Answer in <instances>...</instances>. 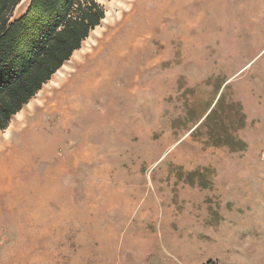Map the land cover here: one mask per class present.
<instances>
[{
    "label": "rangeland",
    "instance_id": "1",
    "mask_svg": "<svg viewBox=\"0 0 264 264\" xmlns=\"http://www.w3.org/2000/svg\"><path fill=\"white\" fill-rule=\"evenodd\" d=\"M96 1L104 35L6 129L0 264H264V135L220 136L210 108L264 70V37L205 39L230 8L264 19V0ZM89 72L102 85L77 91ZM66 94V114L45 112Z\"/></svg>",
    "mask_w": 264,
    "mask_h": 264
},
{
    "label": "trees",
    "instance_id": "2",
    "mask_svg": "<svg viewBox=\"0 0 264 264\" xmlns=\"http://www.w3.org/2000/svg\"><path fill=\"white\" fill-rule=\"evenodd\" d=\"M22 1L0 0V135L105 17L96 0H30L14 17Z\"/></svg>",
    "mask_w": 264,
    "mask_h": 264
},
{
    "label": "crops",
    "instance_id": "3",
    "mask_svg": "<svg viewBox=\"0 0 264 264\" xmlns=\"http://www.w3.org/2000/svg\"><path fill=\"white\" fill-rule=\"evenodd\" d=\"M236 10L238 9L230 8L227 11V17L218 16L213 19L212 27L206 29L205 34L207 36L205 39L230 42L229 46L232 47L231 42L235 40L264 37V19L256 17L255 10L250 9L253 11L250 17L232 14ZM223 11L225 12V10ZM209 35L211 36L209 37ZM222 45L223 43H221L220 48ZM223 67L227 69V66L224 65ZM238 73L239 71L235 72L230 78H234ZM256 77V80L244 86L245 88L236 84V78L225 88L224 85L213 88L210 108L214 106V109H218L212 127L214 130L221 131L220 136L222 134L237 137L264 135V70L258 71ZM221 101L222 106L220 107ZM224 114L228 115L227 123H225ZM230 114L232 115L230 116ZM225 130L230 132L225 133ZM203 163L208 165V162Z\"/></svg>",
    "mask_w": 264,
    "mask_h": 264
},
{
    "label": "bare ground",
    "instance_id": "4",
    "mask_svg": "<svg viewBox=\"0 0 264 264\" xmlns=\"http://www.w3.org/2000/svg\"><path fill=\"white\" fill-rule=\"evenodd\" d=\"M107 15H108V13H107ZM104 21L106 22L107 21V18H104ZM100 27H96L93 31V34H95L96 36H100V35H104V31H100V35H99V29ZM120 35V34H119ZM103 38H105V36H103ZM114 38V37H113ZM112 39V38H111ZM88 41H90V43L91 44H93L94 42V38L92 37V39H91V37H88V40H87V42ZM122 42V41H121ZM130 42H132L131 40H130ZM87 44V43H86ZM124 44V43H123ZM88 45V44H87ZM108 46V45H107ZM89 47H91V45L90 46H88V48ZM84 48V47H83ZM83 48L82 49H80V50H76L75 51V53L73 54L74 56L72 57V59L75 61H79V60H77V59H79V57H81V55L84 53L83 52ZM113 50V49H112ZM94 51V50H93ZM102 53V52H101ZM126 53V52H125ZM126 55V54H125ZM129 55V54H128ZM104 56V55H103ZM111 58H112V52H111ZM105 59H107V58H105ZM91 62V61H90ZM93 63V61L91 62V64ZM106 62H103V64H105ZM107 64H108V62H107ZM105 68V67H104ZM68 70V66L67 65H65L64 64V66L61 68V69H59L58 70V72L56 73V75H58V76H60V79L62 78V74L65 72V71H67ZM93 71H96V70H93ZM84 72V71H83ZM97 72V71H96ZM96 72H92V73H90L89 75H85V76H83L82 78H81V80H82V83H81V85L77 88V91L79 90V92L80 91H85V92H87V91H91V89H98L99 88V86L100 85H102V81L104 80L103 78H97V75L95 74ZM80 73H81V71H80ZM112 74V73H111ZM111 74H110V76H111ZM54 79V78H53ZM54 81H58L57 79H54ZM76 81V79L74 80V82ZM109 81V80H108ZM111 81V80H110ZM53 83V80H50V82H49V84H52ZM72 84V83H71ZM111 86V85H110ZM108 90V89H107ZM110 90V89H109ZM44 93H45V91L43 92V89H41L39 92H38V95L37 96H39V98L38 99H36V100H34V102H32V103H28L27 104V106L29 107H31L32 105L33 106H35V105H38L39 103H40V100L43 98V99H45V95H44ZM91 93V92H90ZM74 94H75V92H74ZM104 94V93H103ZM77 95H73V96H70L69 97V95H61V98L60 99H58V100H56L55 102H53V103H50L49 105H47V106H45V107H47L46 108V110H45V112H52V111H54V112H60V113H62V114H66L68 111V108L71 106V104H73V103H76V102H70L72 99H74L75 97H76ZM93 97V96H92ZM51 98L52 97H49V99H47V102L49 101V100H51ZM80 98V97H79ZM112 98V97H111ZM42 99V100H43ZM46 102V103H47ZM41 103H42V101H41ZM80 103H81V100H80ZM42 105H43V103H42ZM32 109V108H31ZM71 110V109H70ZM22 111V110H21ZM72 111V110H71ZM23 114V113H22ZM21 114V112H19L18 114H17V119H16V125L18 126V125H20V124H22L23 122H24V119H23V115ZM29 114V113H28ZM53 114V113H52ZM12 125V124H11ZM7 130H6V133H5V137H4V139H3V141H0V150H2V149H4V146H7L8 145V143H10L9 142V140H8V136H7ZM58 138V137H57ZM58 140H59V138H58ZM14 148V147H13ZM17 148V147H16ZM50 148H52V145H50V144H47V146L45 147V151H48ZM13 150V149H12ZM11 151V150H10ZM15 152V151H14ZM17 152V151H16ZM3 152L1 151V154H2ZM0 154V155H1ZM13 158V157H12ZM18 158L19 157H17L16 159H15V157H14V159H13V162L14 163H17V164H19V160H18ZM21 158H23V156L21 157ZM25 158H27V157H25ZM24 159V158H23ZM1 161V160H0ZM8 162V161H7ZM9 162H11V161H9ZM8 164V163H7ZM11 164V163H10ZM13 164V163H12ZM15 164H13V166H14ZM13 166H12V168H13ZM16 166V165H15ZM10 167V166H9ZM15 168V167H14ZM4 169H6V168H4ZM7 173H5V175H6ZM11 174V173H10ZM1 175V174H0ZM44 198V197H43ZM33 205V204H32ZM79 262V261H78Z\"/></svg>",
    "mask_w": 264,
    "mask_h": 264
}]
</instances>
